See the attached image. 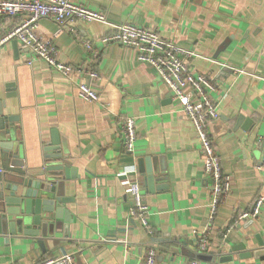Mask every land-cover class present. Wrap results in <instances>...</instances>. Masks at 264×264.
<instances>
[{"label":"crops","instance_id":"0c3cea01","mask_svg":"<svg viewBox=\"0 0 264 264\" xmlns=\"http://www.w3.org/2000/svg\"><path fill=\"white\" fill-rule=\"evenodd\" d=\"M73 1L102 13L108 24L78 22L75 36L46 19L40 33L60 62L94 71L100 79L77 73L66 78L14 40L0 47L4 112L20 118V142L32 164L52 134L58 136L68 165V178L61 177L70 200L65 210L72 219L69 224L57 220L52 236L42 238L44 247L4 232L0 264H37L67 254L78 264H142L153 246L160 251L157 264H264L232 252L236 246L254 251L259 239L264 242V206L258 219L235 224L264 195V0ZM19 22L0 17V41ZM125 23L153 29L195 52L190 72L213 85L209 95L221 119L209 130L231 191L212 223V182L192 122L133 49L101 40ZM82 83L98 92L99 102L80 98ZM8 93L16 97L6 99ZM128 117L137 128L133 155L123 147ZM147 160L159 175L154 190L146 180ZM125 181L140 184L153 236L132 217L134 202ZM210 225L209 246L202 252L199 237ZM222 257L233 258L220 262Z\"/></svg>","mask_w":264,"mask_h":264},{"label":"built area","instance_id":"2783aa9c","mask_svg":"<svg viewBox=\"0 0 264 264\" xmlns=\"http://www.w3.org/2000/svg\"><path fill=\"white\" fill-rule=\"evenodd\" d=\"M0 17L19 18L20 22L14 29L0 41V47L8 41L18 42L23 49L31 52L36 59L45 61L54 71L66 78L74 73L79 76H88L92 80L100 79L99 74L94 71L75 69L70 65L60 62L53 45L40 33V23L43 20H52L59 28L69 30L77 35L75 26L78 22H99L108 24L107 17L100 12L90 10L76 4L73 0H0ZM116 31L102 37L105 44H120L129 47L136 52L139 62L149 65L161 77L168 87L172 97L182 112L192 122L198 140L201 145L202 158L204 160L205 173L212 182V204L210 223L215 219L219 206L224 202L231 191V180L224 175L222 161L217 153L214 140L210 133V127L220 122L218 106L210 98L209 92L213 85L203 75H195L190 72L189 62L198 55L176 43L163 39L153 29L140 27L131 23L113 27ZM84 46L92 51L89 42H82ZM96 55L95 52H93ZM32 65V61L28 62ZM224 68H228L223 65ZM234 72H242L233 69ZM79 96L87 102H99L98 92L88 84L82 83L78 86ZM111 99V98H110ZM107 107L112 105L111 101L106 103ZM137 141L136 121L125 118L123 122V147L128 154L133 155ZM128 191L133 198L134 205L131 209L132 217L137 220L149 233L154 235L149 225V207L144 202L142 188L137 182L125 181ZM264 206V195L256 199L252 209L240 214L235 224L240 221H253L258 219ZM210 225L199 237L200 250L206 251L209 246L211 235ZM233 228V226L231 227ZM159 249L151 247L142 264H157ZM37 264H78L72 254L59 258L48 259ZM188 264H199L197 261Z\"/></svg>","mask_w":264,"mask_h":264},{"label":"water","instance_id":"95a60500","mask_svg":"<svg viewBox=\"0 0 264 264\" xmlns=\"http://www.w3.org/2000/svg\"><path fill=\"white\" fill-rule=\"evenodd\" d=\"M14 97V93L6 94V99ZM6 107V101H0V235L4 232L11 236L19 234L44 247L42 238L52 236L59 227L57 220L65 224L72 221L65 210L70 200L64 197L61 182L64 174L68 178V165L55 132L51 142L42 145L39 157L36 155L32 164L20 142L17 127L20 118L7 115ZM146 162V180L154 190L159 175L149 160ZM245 250L243 246H236L232 252H243L239 255L241 260L251 257L264 260V242L260 239L259 249ZM232 258L222 257L220 262L232 261Z\"/></svg>","mask_w":264,"mask_h":264},{"label":"trees","instance_id":"16d2710c","mask_svg":"<svg viewBox=\"0 0 264 264\" xmlns=\"http://www.w3.org/2000/svg\"><path fill=\"white\" fill-rule=\"evenodd\" d=\"M223 235H224V233L222 232V233H220L219 235H218V238L219 239H221L222 237H223ZM199 246H200V241H199ZM192 262V261H191Z\"/></svg>","mask_w":264,"mask_h":264}]
</instances>
